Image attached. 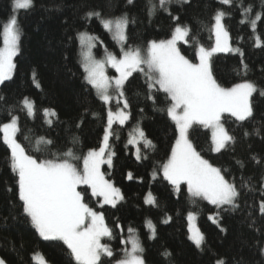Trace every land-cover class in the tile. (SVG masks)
I'll list each match as a JSON object with an SVG mask.
<instances>
[{
	"label": "trees",
	"instance_id": "16d2710c",
	"mask_svg": "<svg viewBox=\"0 0 264 264\" xmlns=\"http://www.w3.org/2000/svg\"><path fill=\"white\" fill-rule=\"evenodd\" d=\"M19 1L0 0V52L8 23L17 21V53L0 82V261L37 264L35 256L41 255L48 264H79L64 242L40 236L26 213L14 164V155L21 151L34 165L72 159L81 168L89 154L101 149L110 124L108 105L87 82L79 36L95 37L100 57L103 48L118 52L104 21L125 23V48L132 51L169 41L182 28L186 34L179 51L196 64L200 48H216L220 19L228 49L211 57L210 76L223 89L253 84L252 114L243 121L221 116L229 142L220 153L214 152L212 134L202 124L189 130L188 139L232 185L234 204H210L192 196L186 181L164 176L163 166L179 139L173 113L178 102L141 68L123 87L128 121L111 127V166H102L103 177L120 192L121 201L104 206L89 188L77 190L75 202L102 225L101 243L107 251L96 263L86 252L83 260L120 264L135 240L143 264H264V0H24L26 7ZM12 125L10 143L5 130ZM137 131L142 135L139 160L130 145ZM38 148H45L44 153ZM51 201L41 200L42 206L60 221L67 241L88 249L84 238L90 216L72 217ZM72 204L70 210H77ZM190 215L198 218L201 248L191 239Z\"/></svg>",
	"mask_w": 264,
	"mask_h": 264
},
{
	"label": "rangeland",
	"instance_id": "374dc122",
	"mask_svg": "<svg viewBox=\"0 0 264 264\" xmlns=\"http://www.w3.org/2000/svg\"><path fill=\"white\" fill-rule=\"evenodd\" d=\"M162 1L171 4L189 0ZM19 5L26 7L28 3L20 0ZM103 26L114 39L116 38L117 53L105 51L103 48L102 56L98 57L96 50L100 42L85 33L79 36L87 82L99 91L102 100L108 105L110 124L101 149L89 154L81 168L77 167L70 157V160L65 162L42 161L41 165H34L25 153L20 151L14 155V164L23 187L26 213L37 225L43 239L64 242L79 264H91L83 260L84 252L92 263H96L98 258L107 252L101 243L104 237L101 233L102 225L95 216L75 201L80 187L89 188L91 194L99 198L104 206L115 207L121 201L120 192L103 177L102 166H111V157L107 155L111 127L115 124L124 126L128 121L123 87L132 73L145 67L148 78L160 82L178 102L177 114L176 111L173 113L177 115L179 139L173 157L163 166L167 174L163 173L164 176L171 181H186L191 187L192 196L217 206L234 204L235 190L218 169L213 168L197 154L188 139V132L194 125H204L212 134L214 152L220 153L229 142L221 116H232L239 121L249 118L252 114L251 99L257 91L253 84L223 89L212 80L209 73L211 57L228 49L227 37L220 19L215 32L216 48L213 51L200 48L196 64L186 60L179 51V43L184 42L186 34V30L182 28H179L169 41L152 43L143 51H132L125 48L124 22L104 21ZM4 34V45L0 52V82L9 73L17 53L16 19L8 23ZM31 107L29 103L28 109ZM50 114L53 113L47 115ZM14 134V125L5 130V136L10 143L14 141ZM141 138V132L137 131L132 135L130 143L136 149L135 157L138 160L141 158L138 149ZM42 149L38 148V151H45V148ZM48 199L52 200L51 203L69 210L68 213L72 217L90 216L89 230H86L84 238L88 249L74 247L67 241L68 237L63 233L60 221L42 206L41 200L46 203ZM72 202L77 210H70L73 207ZM146 203H153L152 195H148ZM188 221L191 239L201 248L203 237L197 227L198 218L190 215ZM127 254V259L120 264H143L135 240L131 242ZM35 261L37 264H48L41 255H36ZM0 264L3 263L0 261Z\"/></svg>",
	"mask_w": 264,
	"mask_h": 264
}]
</instances>
